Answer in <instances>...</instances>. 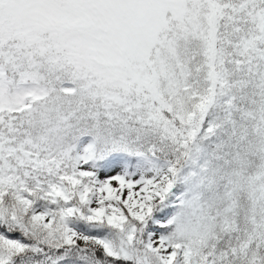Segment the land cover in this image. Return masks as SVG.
<instances>
[{"label": "snow or ice", "instance_id": "obj_1", "mask_svg": "<svg viewBox=\"0 0 264 264\" xmlns=\"http://www.w3.org/2000/svg\"><path fill=\"white\" fill-rule=\"evenodd\" d=\"M0 264H264V0H0Z\"/></svg>", "mask_w": 264, "mask_h": 264}]
</instances>
